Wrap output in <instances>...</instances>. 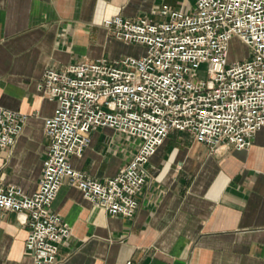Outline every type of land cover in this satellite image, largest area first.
Masks as SVG:
<instances>
[{
  "label": "crops",
  "instance_id": "0c3cea01",
  "mask_svg": "<svg viewBox=\"0 0 264 264\" xmlns=\"http://www.w3.org/2000/svg\"><path fill=\"white\" fill-rule=\"evenodd\" d=\"M166 0H0V105L29 115L0 153V183L35 190L49 138L44 118L56 101L37 90L47 67L124 56L102 24L120 14L160 18ZM177 7V6H174ZM133 144L122 153L123 139ZM140 140L98 127L72 165L94 178L114 175ZM126 149V148H125ZM146 181L130 217L111 215L64 178L51 208L70 226L55 264H264V126L246 148L212 150L191 132L171 129L145 164ZM28 227L0 215V264H33Z\"/></svg>",
  "mask_w": 264,
  "mask_h": 264
},
{
  "label": "built area",
  "instance_id": "2783aa9c",
  "mask_svg": "<svg viewBox=\"0 0 264 264\" xmlns=\"http://www.w3.org/2000/svg\"><path fill=\"white\" fill-rule=\"evenodd\" d=\"M135 19L120 14L102 21L126 44L146 47L138 56L83 59L47 67L36 87L54 99L44 118L49 138L38 184L31 193L0 183V215L10 210L28 227L33 264H55L70 226L51 208L68 178L85 198L111 215L130 217L147 177L145 164L171 129L191 132L215 150L250 145L264 126V0H196L193 9L168 4ZM236 37L250 54L230 60ZM207 62V75L198 68ZM29 115L0 105V153L12 145ZM110 127L140 140L136 152L103 180L76 169L91 132Z\"/></svg>",
  "mask_w": 264,
  "mask_h": 264
},
{
  "label": "rangeland",
  "instance_id": "374dc122",
  "mask_svg": "<svg viewBox=\"0 0 264 264\" xmlns=\"http://www.w3.org/2000/svg\"><path fill=\"white\" fill-rule=\"evenodd\" d=\"M169 4H173L174 6L181 7L184 6L189 11L190 9H193L196 0H166ZM146 47L139 45V44H126L124 46V55H134L138 56L140 53H145ZM250 54L249 47L236 37H233L230 41V54L229 59L230 60H236V59H242L244 57H248ZM207 62H202L198 68V75L201 78H205L207 75ZM123 145H125V148L122 150V153H124L126 150L129 151V148L132 147L133 143L126 138L123 139L122 142Z\"/></svg>",
  "mask_w": 264,
  "mask_h": 264
}]
</instances>
